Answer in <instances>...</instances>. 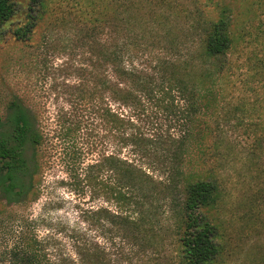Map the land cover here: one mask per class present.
Wrapping results in <instances>:
<instances>
[{"label": "rangeland", "instance_id": "374dc122", "mask_svg": "<svg viewBox=\"0 0 264 264\" xmlns=\"http://www.w3.org/2000/svg\"><path fill=\"white\" fill-rule=\"evenodd\" d=\"M43 1L36 5L17 0L15 16L1 30L2 117L14 99H25L52 118L63 107L73 109L66 85L76 83L80 67L88 62L92 51L87 19L93 8L103 9L106 0ZM114 2L110 6L119 11ZM121 3L132 5L130 16L141 25L138 31L150 35L154 30L148 26L155 25L168 37L164 46L191 56L192 78L207 94L203 128L208 138L197 167L220 186L219 200L209 212L219 254L208 264H264V0ZM32 5L39 14L36 27L29 41H19L12 29L27 21ZM118 11L110 14L112 21ZM221 17L228 22L232 43L219 77L215 63L204 56V38ZM92 141L98 147L83 156L84 164L102 159L105 144L94 137ZM85 142L84 133L78 132L51 154L44 149L35 194L24 200H11L0 187V264H24L30 257L35 264H91L88 258L81 261L78 251L96 253L98 264H182L167 205L170 194L157 199L164 205L157 209L162 212L159 222L137 241L122 237L110 214L97 218L84 212L90 207L114 209L103 194L92 198L73 190L71 152L85 149ZM106 151H114L110 142ZM109 174L105 170L100 177Z\"/></svg>", "mask_w": 264, "mask_h": 264}, {"label": "trees", "instance_id": "16d2710c", "mask_svg": "<svg viewBox=\"0 0 264 264\" xmlns=\"http://www.w3.org/2000/svg\"><path fill=\"white\" fill-rule=\"evenodd\" d=\"M39 1L44 3L32 0L36 5ZM121 1L106 0V6L93 8L87 19L91 55L80 67L76 83H65L71 112L63 107L52 118L25 99H14L0 116V187L11 200L35 194L44 149L51 154L82 132L86 148L71 152L74 164L68 171L73 190L92 198L103 194L115 209L90 207L84 212L97 218L110 214L119 234L137 241L159 222L162 212L157 209L164 205L157 199L168 193L182 264H208L219 254L217 228L209 212L219 200L220 186L197 167L208 138L203 128L207 94L192 78L191 56L164 46L168 37L155 25L148 26L154 30L150 35L138 31L141 25L130 16L132 5ZM17 4L0 0V35L15 16ZM113 11L119 14L114 21ZM38 16L32 5L27 21L12 29L13 36L29 41ZM231 43L228 22L221 17L204 38V56L215 63L219 77ZM93 137L105 144L102 159L84 164L83 156L98 147ZM108 142L111 153L106 151ZM105 170L110 174L104 179L100 175ZM78 255L83 262L88 258L98 264L96 253ZM23 263L35 264L31 257Z\"/></svg>", "mask_w": 264, "mask_h": 264}]
</instances>
